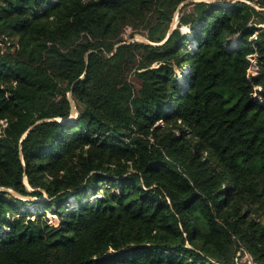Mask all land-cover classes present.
Returning <instances> with one entry per match:
<instances>
[{"label": "trees", "instance_id": "trees-1", "mask_svg": "<svg viewBox=\"0 0 264 264\" xmlns=\"http://www.w3.org/2000/svg\"><path fill=\"white\" fill-rule=\"evenodd\" d=\"M181 1L0 0V187L50 198L0 189V264H235L240 248L264 264V11L191 1L166 38ZM127 25L158 44L124 41ZM131 58L137 102L128 81L117 93Z\"/></svg>", "mask_w": 264, "mask_h": 264}, {"label": "rangeland", "instance_id": "rangeland-1", "mask_svg": "<svg viewBox=\"0 0 264 264\" xmlns=\"http://www.w3.org/2000/svg\"><path fill=\"white\" fill-rule=\"evenodd\" d=\"M194 0H188L187 2H179L178 5L176 6V8L173 10L172 14H171V20L169 21V26L167 28V32L170 29V23L172 21V18L174 17V25L173 27L175 28L176 26H178L179 23V19H180V15L181 12H185L186 10H188L189 7H183V5L185 3L191 2ZM197 1V0H195ZM227 1H235V0H227ZM247 2H249L250 4L254 5L257 9H262L264 11V7H260L258 2L256 0H246ZM153 19V17H152ZM260 26H264V22L259 24ZM148 29L147 27H145L144 25H140L137 27H132L130 25H127L125 27H123V30L121 31V38L126 41V42H133V41H141L140 36H143L146 38V35L148 34ZM179 30L182 34H186L187 38H188V42L186 43V49L189 50L190 52L194 51L196 49V45H197V41L193 38V36L191 35V29L189 27V24L186 23H182L179 25ZM237 43V36L232 39L229 42L230 46H235ZM250 59V65L247 69V74L248 75H254L256 73V69L258 67L257 65V53L254 52L253 54H251L249 56ZM137 66V59L136 58H131V59H125L122 61V65L119 71V83L117 84V93L121 94L120 91V85L121 83H123L124 81H128L131 86H132V94L134 96V102L138 101V97H137V90L140 87V80L136 77V75L134 74V70ZM189 68H187V70H185V68L181 71L178 68H175V74L178 80V83L181 84V80L184 79L183 84L185 82L188 81V78L185 77V75L188 74ZM182 90H180L181 92ZM76 113L70 115V117L75 116ZM158 123H163V121H159ZM5 125V121L1 120L0 121V136L2 135V128ZM24 182L26 183V179L24 178ZM101 191L102 188H100L99 190L97 189H93L90 188L87 191V197L84 200H90L93 201L95 200L97 197L101 196ZM42 196L41 197H32V196H17L18 198H20L21 200H31L34 202H38L40 200H48L50 198L47 197L46 193L42 191ZM16 196V195H15ZM75 204H77V200L73 195L68 196L67 198V205L68 208L73 207ZM27 206L30 214V218H35L37 217L40 212H41V207L39 205H37L36 203H31L29 205H25L22 203V205L20 206V211L22 212L23 208ZM19 215H24L22 213H19ZM45 216L48 219V222L52 225H57L60 222L59 219V215L57 213H55V207L52 206L50 209H46L45 210ZM261 219L264 220V216H261ZM6 228V227H4ZM235 264H238L240 261H252V257L249 255L248 252L244 251L243 249H239L236 253V256L234 258Z\"/></svg>", "mask_w": 264, "mask_h": 264}, {"label": "water", "instance_id": "water-1", "mask_svg": "<svg viewBox=\"0 0 264 264\" xmlns=\"http://www.w3.org/2000/svg\"><path fill=\"white\" fill-rule=\"evenodd\" d=\"M187 1H188V0H184L183 2H187ZM194 1H195V0H194ZM206 1H214V0H206ZM173 25H174V17L172 18V21H171V23H170V29H169L168 32H167L166 38L169 36L170 32H171L172 29L174 28ZM166 38H165V39H166ZM140 39H141V41L146 42V43H150V44H158L157 42H152V41L148 40L147 38H145V37H143V36H140ZM165 39H164V40H165ZM164 40H163V41H164ZM120 43H122V42H120ZM120 43H117L115 46L119 45ZM160 43H161V42H160ZM83 76H84V73H83L79 78H83ZM72 85H73V84H72ZM72 85H71V87H72ZM67 98H68V101H69V103H70V111H71L70 115H72V114L76 113V108H75V103H74V100H73V97H72V91H71V89L67 92ZM75 116H76V114H75ZM75 116H73V117H68L67 119H63V120H60V119H58V118H55V119H58V120H60V121H67V120H72L73 118H75ZM40 121H42V119L36 120V121L34 122V124H36V123H38V122H40ZM34 124H33V125H34ZM33 125H31V126L29 127V130L33 127ZM27 131H28V130H27ZM27 131L23 134L22 138L26 135ZM20 158H22L21 155H20ZM0 189H3V190H6V191H9V192L13 193V194L16 195V196H21L19 193L13 191V190L10 189V188L0 187Z\"/></svg>", "mask_w": 264, "mask_h": 264}, {"label": "built area", "instance_id": "built-area-1", "mask_svg": "<svg viewBox=\"0 0 264 264\" xmlns=\"http://www.w3.org/2000/svg\"><path fill=\"white\" fill-rule=\"evenodd\" d=\"M11 40L9 36L0 30V53L8 52L10 49Z\"/></svg>", "mask_w": 264, "mask_h": 264}, {"label": "bare ground", "instance_id": "bare-ground-1", "mask_svg": "<svg viewBox=\"0 0 264 264\" xmlns=\"http://www.w3.org/2000/svg\"><path fill=\"white\" fill-rule=\"evenodd\" d=\"M188 67H185V70H187ZM184 79L181 80V84H183Z\"/></svg>", "mask_w": 264, "mask_h": 264}]
</instances>
